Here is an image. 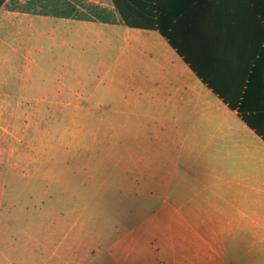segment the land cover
Instances as JSON below:
<instances>
[{
    "label": "crops",
    "instance_id": "obj_1",
    "mask_svg": "<svg viewBox=\"0 0 264 264\" xmlns=\"http://www.w3.org/2000/svg\"><path fill=\"white\" fill-rule=\"evenodd\" d=\"M74 1L3 3L0 96L82 97V108H116V166L136 191L206 256L264 264V137L215 91L242 103L264 132V0H160L163 14L176 16L175 40L200 74L159 31L124 28L113 0H88L94 17L79 14ZM101 34L107 46L121 40L126 56L110 78L115 93L75 88L69 69L61 81L44 76L58 63L70 65L55 53L43 68L45 51ZM33 53L41 57L32 60ZM20 65L35 78L22 77ZM106 97L114 104L95 105ZM58 251L46 264H111L91 259L93 251L79 261L73 250ZM119 256L112 264H138L136 251Z\"/></svg>",
    "mask_w": 264,
    "mask_h": 264
},
{
    "label": "rangeland",
    "instance_id": "obj_2",
    "mask_svg": "<svg viewBox=\"0 0 264 264\" xmlns=\"http://www.w3.org/2000/svg\"><path fill=\"white\" fill-rule=\"evenodd\" d=\"M74 4L79 14L97 12L92 1ZM106 42V34L79 36L73 47L45 51L43 68L55 53L70 65L58 63L44 76L61 81L58 76L69 69L68 83L75 88L115 93L110 78L126 56L121 40ZM20 66L22 77L35 78ZM106 100L97 98L95 105L114 104ZM83 105L82 97L0 96V264H46L57 250H73L78 261L86 259L78 254L93 251L91 259L111 264L130 250L137 252L138 264L226 263L206 256L118 170L116 108Z\"/></svg>",
    "mask_w": 264,
    "mask_h": 264
},
{
    "label": "trees",
    "instance_id": "obj_3",
    "mask_svg": "<svg viewBox=\"0 0 264 264\" xmlns=\"http://www.w3.org/2000/svg\"><path fill=\"white\" fill-rule=\"evenodd\" d=\"M5 1L0 0V7ZM113 2L125 25L131 28L159 31L169 41L171 46L197 71L194 64L191 63L184 50L175 40L174 20L176 16L170 17L163 14L160 0H113ZM197 72L199 73V71ZM215 91L232 109L237 110L252 128L264 137V132L254 121L255 118L247 114L242 103L233 101L232 98L221 94L217 89Z\"/></svg>",
    "mask_w": 264,
    "mask_h": 264
}]
</instances>
